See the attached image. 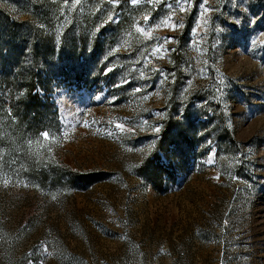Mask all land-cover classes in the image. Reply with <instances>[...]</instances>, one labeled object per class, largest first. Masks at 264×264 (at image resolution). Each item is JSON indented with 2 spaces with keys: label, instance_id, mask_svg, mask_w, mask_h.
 Here are the masks:
<instances>
[{
  "label": "rangeland",
  "instance_id": "obj_1",
  "mask_svg": "<svg viewBox=\"0 0 264 264\" xmlns=\"http://www.w3.org/2000/svg\"><path fill=\"white\" fill-rule=\"evenodd\" d=\"M0 264H264V0H0Z\"/></svg>",
  "mask_w": 264,
  "mask_h": 264
},
{
  "label": "snow or ice",
  "instance_id": "obj_2",
  "mask_svg": "<svg viewBox=\"0 0 264 264\" xmlns=\"http://www.w3.org/2000/svg\"><path fill=\"white\" fill-rule=\"evenodd\" d=\"M131 2H132V3H136L137 0H131ZM110 19H111V18H110ZM145 19L147 20L148 18L146 17ZM145 35L150 36L151 34H150V33H145ZM169 39H171V38H169ZM156 131H159V129H156Z\"/></svg>",
  "mask_w": 264,
  "mask_h": 264
}]
</instances>
